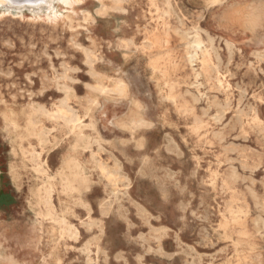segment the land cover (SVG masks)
I'll return each instance as SVG.
<instances>
[{
  "label": "rangeland",
  "instance_id": "1",
  "mask_svg": "<svg viewBox=\"0 0 264 264\" xmlns=\"http://www.w3.org/2000/svg\"><path fill=\"white\" fill-rule=\"evenodd\" d=\"M61 1L0 7V264H264V2L105 0L101 15L95 0ZM8 110L20 123L37 110L48 143L7 133ZM58 110L73 122L53 125ZM32 149L54 220L35 216ZM75 170L84 180L62 184Z\"/></svg>",
  "mask_w": 264,
  "mask_h": 264
},
{
  "label": "bare ground",
  "instance_id": "2",
  "mask_svg": "<svg viewBox=\"0 0 264 264\" xmlns=\"http://www.w3.org/2000/svg\"><path fill=\"white\" fill-rule=\"evenodd\" d=\"M44 0H36L33 4H30V5H28V6H26V5H22V4H20V5H15V3H13L12 1L10 2L9 0H0V7L1 8H3V9H5V10H9V9H11V8H14V9H17V11H22L23 10V8L26 6V8H29V10H31V12L32 13H34V14H36L37 12H39V10H40V8H41V6H42V2H43ZM55 1V0H54ZM56 1H61V0H56ZM76 1V3H74L73 4V7H76L77 5H85L88 1H90V0H83L82 2H81V4L79 3V0H75ZM97 3H98V6H97V8H96V13L97 14H101V15H103V14H105V12L108 10L107 9V5L105 4V0H95ZM169 1V0H168ZM220 0H210V2L211 3H217V2H219ZM62 2V1H61ZM118 2H119V0H118ZM171 3V2H170ZM183 3V2H182ZM53 4V3H52ZM169 4V3H168ZM232 4V3H231ZM47 5V4H46ZM48 6V5H47ZM238 6V5H237ZM173 7V6H172ZM51 8H52V5H51ZM149 8V7H148ZM157 8V7H156ZM168 8H169V6H168ZM205 8V7H204ZM49 9V8H48ZM118 9V8H117ZM124 9H126V8H124ZM158 9V8H157ZM174 9V8H173ZM226 9H228V8H226ZM144 10V9H143ZM230 10H232V9H230ZM235 10H236V8H235ZM175 11V10H174ZM181 11V10H180ZM221 12V11H220ZM228 12V11H227ZM226 12V13H227ZM233 12V11H232ZM257 12V11H256ZM262 12V11H261ZM74 13L77 15V13H78V11H76V12H70V11H68L67 13H61V14H58V15H56V17H54V19L52 20V21H50V22H54V23H56L57 24V22L61 19V20H65V19H69L70 18V16L71 15H74ZM234 13V12H233ZM182 14V13H181ZM229 14V13H228ZM4 15V14H3ZM81 15H82V20L83 21H85V22H92L94 19H95V16L93 15V13H91L89 10H82L81 11ZM142 15H144V13L142 14ZM161 15V14H160ZM168 15V14H167ZM2 16V15H1ZM178 16V15H177ZM225 16H226V14H225ZM8 17V16H7ZM215 17V16H214ZM213 17V18H214ZM6 18V17H5ZM9 18V17H8ZM145 18V17H144ZM185 18H186V16H185ZM199 18V17H198ZM228 18V17H227ZM16 19V18H15ZM180 19V18H179ZM202 19V18H201ZM238 19V18H237ZM9 20V19H8ZM27 20V19H26ZM236 20V19H235ZM10 21V20H9ZM31 21H32V19H31ZM36 21V20H35ZM68 21V20H67ZM237 21V20H236ZM243 21V20H242ZM11 22V21H10ZM28 22H29V20H28ZM27 22V23H28ZM180 22V21H179ZM182 22V21H181ZM224 22V21H223ZM13 23V22H12ZM23 23V22H22ZM26 23V24H27ZM49 23V22H48ZM9 24V23H8ZM20 24V22L18 23V25ZM46 24V23H45ZM44 24V25H45ZM33 25V24H32ZM50 25V24H49ZM54 25V24H53ZM188 25V24H187ZM200 25V24H199ZM244 25V24H243ZM26 26V25H25ZM29 26V25H28ZM31 26V25H30ZM34 26V25H33ZM181 26H182V23H181ZM197 26V25H196ZM221 26V25H220ZM219 26V27H220ZM238 26V25H237ZM20 27V26H19ZM120 27V26H119ZM232 27V26H231ZM3 28V27H2ZM28 28V27H27ZM26 28V29H27ZM32 28V27H31ZM34 28V27H33ZM61 28V27H60ZM64 28V27H63ZM224 28V27H223ZM15 29L16 28H14V32H15ZM39 29H41V28H39ZM46 29V28H45ZM189 29V28H188ZM200 29H202V28H200ZM199 29V30H200ZM9 29H8V27H7V31H8ZM12 30V29H11ZM20 30V29H19ZM231 30V29H230ZM233 30V29H232ZM31 31V30H30ZM64 31V30H63ZM228 31V30H227ZM58 32V31H57ZM74 32V31H73ZM72 32V33H73ZM76 32V31H75ZM74 32V33H75ZM24 33V32H23ZM46 33V32H45ZM61 33V32H60ZM7 34V33H6ZM34 34H35V32H34ZM43 34V33H42ZM47 34V33H46ZM56 34V33H55ZM76 34V33H75ZM75 34H73V35H75ZM223 34V33H222ZM242 34H244V33H242ZM22 35V34H21ZM53 35H54V33H53ZM72 35V34H71ZM73 35H72V37H73ZM77 35H78V33H77ZM87 35V34H86ZM245 35V34H244ZM264 35V34H263ZM8 36H10V35H8ZM41 36V35H40ZM61 36V35H60ZM70 36V35H69ZM210 36V35H209ZM256 36V35H255ZM42 37V36H41ZM47 37V36H46ZM75 37V36H74ZM91 37V36H90ZM17 38V37H16ZM55 38V37H54ZM76 38H77V36H76ZM210 38V37H209ZM253 38V37H252ZM7 39V38H6ZM30 39V38H29ZM37 39V38H36ZM51 39V38H50ZM61 39V38H60ZM88 39H90L89 37H88ZM243 39V38H242ZM0 40H3V38H1ZM31 40V39H30ZM49 40V39H48ZM47 40V41H48ZM71 40V39H70ZM76 40V39H75ZM7 41V40H6ZM14 41V40H13ZM36 41V40H35ZM92 41V40H91ZM4 42V41H3ZM9 42V41H8ZM28 42V41H27ZM37 42V41H36ZM43 42V41H42ZM71 42H73V41H71ZM71 42H70V44H71ZM232 42V41H231ZM21 43V42H20ZM46 43H48V42H46ZM93 43V42H92ZM194 45H195V47H197V48H201V45H202V41L201 40H199V39H195L194 38V40H193V42H192ZM248 43V42H247ZM8 44H10V42L8 43ZM13 44V43H12ZM34 44H35V42H34ZM58 45V44H57ZM74 45V44H73ZM77 45V44H76ZM80 45V44H79ZM5 46V45H4ZM12 46V45H11ZM30 46V45H29ZM28 46V47H29ZM69 46V45H68ZM81 46H83V45H81ZM226 46V45H225ZM27 47V46H26ZM25 47V48H26ZM48 47V46H47ZM56 47V46H55ZM58 47V46H57ZM56 47V48H57ZM78 47V46H77ZM86 47V46H85ZM95 47H96V45H95ZM8 48H10V47H8ZM42 48V47H41ZM60 48V47H59ZM68 48V47H67ZM71 48V47H70ZM74 48V47H73ZM19 49V48H18ZM45 49V48H44ZM47 49V48H46ZM55 49V48H54ZM63 49V48H62ZM79 49H80V47H79ZM228 49V48H227ZM28 50V49H27ZM26 50V51H27ZM75 50H77V49H75ZM74 50V51H75ZM91 51H92V49H90ZM44 51V50H43ZM63 51V50H62ZM66 51V50H65ZM231 51H233V50H231ZM1 52V51H0ZM15 52V51H14ZM40 52V51H39ZM46 52V51H45ZM85 52V51H84ZM93 52H95L94 50H93ZM238 52V51H237ZM3 53V52H2ZM21 53V52H20ZM24 53V52H23ZM36 53V52H35ZM55 53H56V51H55ZM91 53V52H90ZM32 54V53H31ZM48 54V53H47ZM57 54H59V53H57ZM67 54V53H66ZM196 54V52H194L193 53V55H189V61L190 62H193L194 61V55ZM217 54V53H216ZM232 54V53H231ZM5 55V54H4ZM15 55V54H14ZM17 55V54H16ZM56 55V54H55ZM54 55V56H55ZM63 55V54H62ZM215 55V54H214ZM219 55V54H218ZM1 56V55H0ZM32 56V55H31ZM30 56V57H31ZM41 56H42V54H41ZM48 56V55H47ZM70 56V55H69ZM72 56V55H71ZM29 57V56H28ZM29 57V58H30ZM38 57H39V55H38ZM229 57V56H228ZM6 58V57H5ZM26 58V57H25ZM46 58V57H45ZM72 58V57H71ZM75 58V57H74ZM128 58V57H127ZM220 58H222V57H220ZM239 58V57H238ZM2 59V58H1ZM36 59V58H35ZM47 59V58H46ZM234 59V58H233ZM258 59V58H257ZM13 60V59H12ZM26 60V59H25ZM34 60V59H33ZM32 60V61H33ZM42 60V59H41ZM235 60V59H234ZM20 61V60H19ZM32 61L30 60V62L32 63ZM39 61V60H38ZM67 61V60H66ZM228 61V60H227ZM230 61V60H229ZM41 62V61H40ZM51 62V61H50ZM37 63V62H36ZM49 63V62H48ZM64 63V62H63ZM82 63V62H81ZM229 63V62H228ZM14 64H16V63H14ZM38 64V63H37ZM60 64V63H59ZM70 64V63H69ZM245 64V63H244ZM257 64V63H256ZM3 65V64H2ZM7 65H8V63H7ZM21 65V64H20ZM52 65V64H51ZM67 66H68V63L66 64ZM66 65H64L65 67H67ZM17 66V65H16ZM33 66H35V65H33ZM32 66V67H33ZM59 66V65H58ZM63 66V67H64ZM92 66V65H91ZM1 67V66H0ZM10 67V66H9ZM30 67V66H29ZM62 67V68H63ZM77 67V66H76ZM75 67V68H76ZM254 67H255V65H254ZM7 68V67H6ZM43 68V67H42ZM58 68V67H57ZM69 68V67H68ZM74 68V67H73ZM79 68V67H78ZM229 68V67H228ZM44 69V68H43ZM53 69V68H52ZM255 69V68H254ZM2 70V69H1ZM24 70V69H23ZM45 70V69H44ZM54 71H57V70H55V69H53ZM82 70V69H81ZM228 70H230V69H228ZM13 71V70H12ZM11 71V72H12ZM37 71V70H36ZM66 71V70H65ZM1 72V71H0ZM10 72V73H11ZM20 72V71H19ZM63 72H64V69H63ZM67 72V71H66ZM85 73H86V71H84ZM6 73V72H5ZM10 73H8V74H10ZM40 73V72H39ZM43 73V72H42ZM55 73V72H54ZM65 73V72H64ZM231 73V72H230ZM32 74V73H31ZM34 74V73H33ZM41 74V73H40ZM44 74H45V71H44ZM43 74V75H44ZM48 74V73H47ZM61 74V73H60ZM233 74H235V73H233ZM5 75H7V74H5ZM24 75V74H23ZM38 75V74H37ZM46 75V74H45ZM56 75V74H55ZM63 76H64V74H62ZM89 75V74H88ZM4 76V75H3ZM53 76V75H52ZM229 76V75H228ZM234 76V75H233ZM7 77V76H6ZM41 77H42V75H41ZM50 77V76H49ZM66 77V76H65ZM89 77H91V76H89ZM131 77V76H130ZM231 77V76H230ZM45 78H47V77H45ZM55 78V77H54ZM57 78H59V77H57ZM70 78V77H69ZM39 79V78H38ZM50 79V78H49ZM52 79V78H51ZM64 79V78H63ZM66 79V78H65ZM74 79V78H73ZM93 79V78H92ZM28 80H29V78H28ZM45 80V79H44ZM59 80V79H58ZM76 80V79H75ZM27 81V80H26ZM30 81H32V80H30ZM29 81V82H30ZM46 81V80H45ZM53 81V80H52ZM51 81V82H52ZM228 81V80H227ZM13 82V81H12ZM11 82V83H12ZM55 82H56V79H55ZM19 83V82H18ZM31 83V82H30ZM44 83V81L42 82V84ZM122 83V82H121ZM238 83V82H237ZM7 84V83H6ZM229 84V83H228ZM245 84V83H244ZM10 85H12V86H14L13 84H10ZM53 85V84H52ZM58 85H60L59 83H58ZM121 85V84H120ZM18 86H20V85H18ZM30 86V85H29ZM41 86V85H40ZM119 86V85H118ZM118 86H117V91H120L119 89H118ZM137 86V85H136ZM212 86L214 87V85L212 84ZM0 87H2L1 85H0ZM31 87V86H30ZM43 87V86H42ZM55 87V86H54ZM58 87V86H57ZM57 87H56V89H57ZM121 87V86H120ZM119 87V88H120ZM122 87H124V86H122ZM121 87V88H122ZM236 87V86H235ZM240 87V86H239ZM246 87V86H245ZM263 87V86H262ZM4 88H5V86H4ZM9 88V87H8ZM7 88V89H8ZM20 88V87H19ZM40 88V87H39ZM45 88V87H44ZM50 88V87H49ZM120 88V89H121ZM6 89V88H5ZM41 89V88H40ZM54 89V88H53ZM61 89V88H60ZM97 89V88H96ZM124 89V88H123ZM219 89V88H218ZM239 89V88H238ZM240 89H241V87H240ZM239 89V90H240ZM21 90V89H20ZM23 90V89H22ZM25 90H27L26 88H25ZM100 90H102V91H104V92H107V90L108 89H106V88H104V87H100ZM115 90V91H116ZM245 90V89H244ZM243 90V88H242V90L241 91H244ZM122 91V90H121ZM241 91H239L240 92V94H241ZM220 92V91H219ZM245 93L247 92V88H246V91H244ZM244 92H243V94H244ZM258 91H256V93H257ZM8 93V92H7ZM6 93V94H7ZM119 93H121V92H119ZM23 94V93H22ZM243 94H241V95H243ZM15 94H13V97H15L14 96ZM65 95V94H64ZM246 95V94H245ZM218 95H216V97H217ZM238 96H240V95H238ZM259 96V95H258ZM21 97V96H20ZM30 97V96H29ZM214 97H215V95H214ZM246 97V96H245ZM252 97V96H251ZM133 98V97H132ZM229 98V97H228ZM239 98V97H238ZM240 98H241V96H240ZM239 98V99H240ZM256 98V97H255ZM217 99V98H216ZM225 99H226V97H225ZM243 99V98H242ZM241 99V100H242ZM254 99V98H253ZM252 99V100H253ZM256 99H258V98H256ZM220 100V99H219ZM224 100V99H223ZM237 100V99H236ZM240 100V103L242 102ZM248 100V99H247ZM261 100V99H260ZM226 101H228V99L226 100ZM255 101V100H254ZM217 104H218V102H216ZM32 104V103H31ZM224 104H225V101H224ZM68 105V104H67ZM221 105V104H220ZM220 105H218V106H220ZM252 105V104H251ZM32 106V105H31ZM217 106V105H216ZM221 106H223V105H221ZM140 107V106H139ZM224 107V106H223ZM243 107H245V106H243ZM248 107V106H247ZM222 108V107H221ZM139 111V110H138ZM245 112H247L246 110H244ZM37 110H31L30 112H28V113H25L24 114V121H23V123H20V119H19V115L17 116V114L15 113V111L13 112V111H10V110H8V111H5V112H2V114H1V120H2V123H3V125H2V127H3V129L7 132V133H11V134H16V136L20 139V140H23V139H29V138H31V137H34V139L36 140V142H38V144L39 145H41V146H43V145H45V144H47L48 143V141H49V138H48V134L50 133V129L52 128H50V127H48V128H46V127H43V126H40L39 124H38V121H37V119H36V116H37ZM245 112H243V113H245ZM224 114V113H223ZM204 115H206V114H204ZM47 116H48V118L51 120V122L53 123V125H57V124H59L60 123V121L61 122H63L64 124H68L69 122H71L72 121V119H71V117L68 115V112H66V111H61V110H58V111H56V112H52V113H47ZM221 116V115H220ZM223 116V115H222ZM247 116H249V115H247ZM140 117V116H139ZM235 117V116H234ZM220 118V117H219ZM130 119V118H129ZM231 119V118H230ZM236 121H238V119L236 120ZM240 121V120H239ZM73 122V121H72ZM133 122H135V121H133ZM236 123V122H235ZM234 123V124H235ZM239 123V122H238ZM126 126V125H125ZM120 127V126H119ZM232 127H233V125H232ZM129 128V127H128ZM70 129H71V132L74 134V136L76 137V138H79V135H80V132H81V121L80 122H78V123H76V124H73V126H72V128L70 127ZM248 133V132H247ZM240 135H241V133H240ZM240 135H238L239 137H240ZM243 135V134H242ZM140 136H142V135H140ZM237 136V135H236ZM244 137H246L245 135L243 136V138L242 139H244ZM234 138H235V135H234ZM247 139V138H246ZM167 142V141H166ZM120 145V144H119ZM234 145V144H233ZM237 146V145H236ZM246 146H247V144H246ZM249 146V145H248ZM242 148H243V146H241ZM234 148H236V147H234ZM239 148V147H238ZM249 148H250V146H249ZM244 149H245V147H244ZM232 150V149H231ZM234 150V149H233ZM241 151H243V150H241ZM232 152V151H231ZM39 155H40V152L39 151H36V150H34V149H32V151L30 152V159H31V161H33V162H35L36 164L35 165H33V168H34V170H35V172H38V173H40L41 175H43V182H42V184H41V186L40 187H38L36 190H35V195H36V200H35V204L37 205V208H38V210H36L35 211V216H36V219L37 220H39V222L40 221H42V220H45V219H47V218H52L53 219V217L51 216V212H50V201H49V198H50V193H51V190H52V188H53V185H54V181H53V178H52V175H50V174H48L47 173V170L45 169V167L43 166V164H41V161L39 162L38 160H39ZM244 155H245V153H244ZM246 156V158H247V155H245ZM147 158H149V157H147ZM240 158H242V157H240ZM244 158V157H243ZM245 158V159H246ZM261 158V157H260ZM259 158V160L258 161H260L261 159ZM103 159V158H102ZM227 159V158H226ZM231 159V158H230ZM234 159V158H233ZM258 159V158H257ZM251 160V159H250ZM120 161V160H119ZM227 161V160H226ZM106 162V161H105ZM255 162V161H254ZM259 164V163H258ZM70 165V161H65V166H69ZM242 165V164H241ZM245 165V164H244ZM261 165V164H260ZM247 166H249V168H250V166L252 167V165H247ZM254 166H255V164H254ZM246 167V166H245ZM242 168H243V166H242ZM253 168V167H252ZM244 169V168H243ZM251 169V168H250ZM254 169V168H253ZM235 170V169H234ZM144 171V170H143ZM12 172V176H14V178H16L17 176H16V173H15V171L14 170H12L11 171ZM238 173V172H237ZM240 173V172H239ZM154 174V173H153ZM60 175V181L62 182V184H64L65 186H69V185H71V184H73L74 182H81L82 180H84V177H83V175L82 174H80L78 171H72V172H70V173H68V174H64V173H60L59 174ZM154 175H156V174H154ZM229 175V174H228ZM235 175H237L236 173H235ZM160 176V175H159ZM245 176V175H244ZM242 177V178H245L246 179V176L245 177ZM156 177V176H155ZM154 177V178H155ZM162 178V177H161ZM250 178H251V176H250ZM175 179V178H174ZM163 180V179H162ZM176 180H178V179H176ZM185 180V179H184ZM166 181V180H165ZM179 181V180H178ZM253 181V180H252ZM167 182V181H166ZM176 182V181H175ZM250 182H251V180H250ZM253 182H255V181H253ZM262 182V181H261ZM260 181H259V183H261ZM264 183V182H263ZM177 184H179V182L177 183ZM251 184H253V183H251ZM175 185V184H174ZM263 186H264V184H263ZM167 188V187H166ZM176 188V187H175ZM178 189V188H177ZM252 189V188H251ZM264 189V188H263ZM177 191V190H176ZM183 191V190H182ZM128 192V191H127ZM179 192V191H178ZM252 192H256V191H252ZM240 193V192H239ZM243 193V192H242ZM257 193V192H256ZM256 193H254V194H256ZM190 194H192V193H190ZM128 195V194H127ZM194 196V195H193ZM192 196V197H193ZM131 197V196H130ZM255 197H256V195H255ZM132 198V197H131ZM260 198V197H259ZM99 200V199H98ZM191 200V199H190ZM262 200H263V198H262ZM258 202H262V201H258ZM180 203V202H179ZM190 204V203H189ZM262 203H260V205H261ZM199 205V204H198ZM263 205V204H262ZM141 206H142V204H141ZM178 206V205H177ZM182 205L180 204L179 205V207H181ZM140 207V206H139ZM184 207V206H183ZM261 207H263V206H261ZM260 206H259V208H261ZM140 208H142V207H140ZM178 208V207H177ZM185 208H186V205H185ZM137 210V209H136ZM141 210H143V209H141ZM140 210V211H141ZM179 210V209H178ZM182 210V209H181ZM184 210V209H183ZM191 210H193V208L191 209ZM118 211V210H117ZM116 211V212H117ZM144 211V210H143ZM147 211V210H146ZM146 211H145V213H146ZM193 211H195V210H193ZM264 211V210H263ZM179 212V211H178ZM197 212V211H196ZM123 213V212H122ZM144 213V212H143ZM183 213V212H182ZM142 214V213H141ZM101 215V214H100ZM118 215V214H117ZM123 215V214H122ZM121 215V216H122ZM143 215V214H142ZM179 215H180V213H179ZM183 215V214H182ZM102 216V215H101ZM104 216V215H103ZM119 216V215H118ZM124 216V215H123ZM147 216V215H146ZM197 216V215H196ZM196 216H194V217H196ZM63 218V217H62ZM142 218H143V216H142ZM179 218V217H178ZM197 218V217H196ZM95 219V218H94ZM97 219V218H96ZM99 219V218H98ZM54 220V219H53ZM148 220V219H147ZM146 220V221H147ZM103 221V220H102ZM144 222H145V220H144ZM64 223H66V222H64ZM146 223V222H145ZM144 223V224H145ZM150 223V222H149ZM148 224V223H147ZM263 224V223H262ZM150 225V224H149ZM145 226H146V224H145ZM160 226V225H159ZM163 226V225H162ZM149 227H151V226H149ZM164 227V226H163ZM127 228V227H126ZM155 228V227H154ZM157 228H159V227H157ZM151 229H152V233H153V228L151 227ZM162 229H164V228H162ZM159 229H157V231H158ZM101 231V230H100ZM156 231V232H157ZM164 231H165V229H164ZM204 231V230H203ZM70 232V231H69ZM224 232H226V231H224ZM103 234H104V232H102ZM139 233V232H138ZM141 233V232H140ZM162 233H163V231H162ZM71 235H73V234H71ZM77 235H78V233H77ZM128 235V234H127ZM151 235V234H150ZM152 235H154V234H152ZM133 237H135V236H133ZM146 237V236H145ZM149 237V236H148ZM154 237V236H153ZM158 238H159V236H158ZM157 238V239H158ZM161 238V237H160ZM159 238V239H160ZM210 239H211V237H209ZM138 239V238H137ZM159 239H158V241H159ZM145 240H147L148 242H149V239H144V241ZM212 240V239H211ZM216 240H218V239H216ZM213 241V240H212ZM146 242V241H145ZM147 242V243H148ZM161 243V242H160ZM149 244V243H148ZM147 244V245H148ZM205 244V243H204ZM160 245V244H159ZM149 246V245H148ZM160 246H162V245H160ZM177 247V246H176ZM149 248V247H148ZM159 248V247H158ZM148 250V249H147ZM147 250H146V252H147ZM163 251V250H162ZM179 251V250H178ZM181 251V250H180ZM164 252H165V250H164ZM158 255V254H157ZM163 255V254H162ZM119 259V258H118ZM191 259V258H190ZM116 260V259H115ZM188 262V261H187ZM189 263V262H188ZM192 263V262H191Z\"/></svg>",
  "mask_w": 264,
  "mask_h": 264
},
{
  "label": "water",
  "instance_id": "3",
  "mask_svg": "<svg viewBox=\"0 0 264 264\" xmlns=\"http://www.w3.org/2000/svg\"><path fill=\"white\" fill-rule=\"evenodd\" d=\"M10 2L12 1L13 3H15V5H30V4H33L36 0H9Z\"/></svg>",
  "mask_w": 264,
  "mask_h": 264
},
{
  "label": "clouds",
  "instance_id": "4",
  "mask_svg": "<svg viewBox=\"0 0 264 264\" xmlns=\"http://www.w3.org/2000/svg\"><path fill=\"white\" fill-rule=\"evenodd\" d=\"M262 2H264V0H262Z\"/></svg>",
  "mask_w": 264,
  "mask_h": 264
}]
</instances>
